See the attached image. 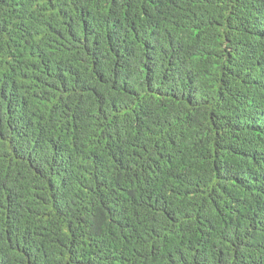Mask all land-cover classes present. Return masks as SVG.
<instances>
[{
    "label": "trees",
    "instance_id": "trees-1",
    "mask_svg": "<svg viewBox=\"0 0 264 264\" xmlns=\"http://www.w3.org/2000/svg\"><path fill=\"white\" fill-rule=\"evenodd\" d=\"M0 264H264V0H0Z\"/></svg>",
    "mask_w": 264,
    "mask_h": 264
}]
</instances>
